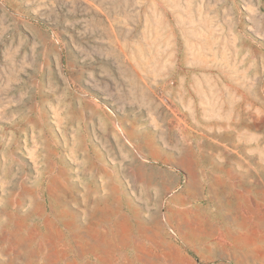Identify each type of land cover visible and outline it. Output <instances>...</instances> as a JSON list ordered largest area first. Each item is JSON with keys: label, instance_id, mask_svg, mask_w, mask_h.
<instances>
[{"label": "rangeland", "instance_id": "1", "mask_svg": "<svg viewBox=\"0 0 264 264\" xmlns=\"http://www.w3.org/2000/svg\"><path fill=\"white\" fill-rule=\"evenodd\" d=\"M0 264H264V0H0Z\"/></svg>", "mask_w": 264, "mask_h": 264}]
</instances>
